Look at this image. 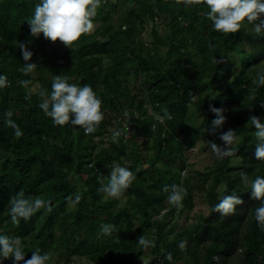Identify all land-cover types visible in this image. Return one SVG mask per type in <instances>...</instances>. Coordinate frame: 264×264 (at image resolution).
Wrapping results in <instances>:
<instances>
[{
	"label": "trees",
	"instance_id": "16d2710c",
	"mask_svg": "<svg viewBox=\"0 0 264 264\" xmlns=\"http://www.w3.org/2000/svg\"><path fill=\"white\" fill-rule=\"evenodd\" d=\"M39 2L0 0V75L8 79L0 88V234L19 237L25 259L36 248L48 253V264H264V231L255 219L264 201L252 199L241 180L242 173L264 177V160L254 156L260 141L248 122L257 116L264 123V86L255 82L264 72V34L247 23L234 35L217 32L203 4L100 0L94 31L68 48L30 35L27 20ZM19 43L37 64L28 75L19 71ZM55 75L90 85L102 100L104 120L93 133L54 126L38 107ZM21 80L32 83L25 88ZM210 107L226 116L215 134ZM8 111L19 138L5 122ZM111 128L122 133L115 140ZM228 129L236 131L235 155L218 159L211 150L210 163L195 168L187 152L223 145L219 136ZM117 164L136 176L121 196L125 205L99 191L98 177ZM174 184L187 191L180 208L167 200ZM20 191L50 200L51 211L13 223L9 200ZM196 195L207 214L178 227ZM225 195L243 203L228 216L210 211ZM102 224L114 226L111 234ZM141 235L154 247L141 246Z\"/></svg>",
	"mask_w": 264,
	"mask_h": 264
},
{
	"label": "clouds",
	"instance_id": "9594fccd",
	"mask_svg": "<svg viewBox=\"0 0 264 264\" xmlns=\"http://www.w3.org/2000/svg\"><path fill=\"white\" fill-rule=\"evenodd\" d=\"M185 6L203 4L207 7V19L212 23L215 31L224 35L236 34L245 23L253 25V31L257 35L264 34V0H178ZM100 7V0H40L34 7L33 15L27 20L30 35L43 37L50 42L59 41L65 47L71 48L74 42H78L84 34H91L95 29V17L97 9ZM22 58L25 64L19 69L24 75L33 72L37 67L35 63H28L32 57V52L28 50L24 43H19ZM219 63V61H217ZM258 85L264 86V72L259 73L255 81ZM22 87L27 88L32 82L30 80L19 81ZM8 85L5 75H0V88ZM41 102L38 107L43 113L50 117L54 126L73 125L83 129L85 134L93 133L104 120L102 111V100L90 85L79 86L68 82V77L55 75L51 83V92L44 90L39 92ZM29 98L26 96V99ZM264 108V103L260 105ZM168 115L167 109L164 110ZM210 111L215 114V119L211 122L210 134H215L226 122L224 109L210 107ZM6 124L14 130L15 138L23 135L20 127L11 119L12 113L5 112ZM248 122L255 128L257 143L254 156L257 160H264V123H261L257 116H249ZM122 133L116 131L114 140ZM219 139L223 145L209 142L213 154L218 159L235 155L232 147L237 140L236 131L228 129L221 132ZM136 179L135 173L127 167L115 165L107 177L103 174L98 177L101 184L99 191L109 198H120L124 192L132 185ZM105 180L107 181L105 183ZM241 180L246 187L251 189V198L264 201V177L257 176L249 180L246 174H241ZM170 194L167 197L168 203L177 208L182 207V201L187 194L185 188L179 185H171ZM164 191H169L165 186ZM80 199L76 196V200ZM9 214L13 223L18 224L21 219L28 220L37 211L46 208L51 211V201L40 197H25L23 191L10 197ZM243 201L236 195H225L218 204L210 211L220 213L222 216L234 214L236 206ZM255 219L261 231H264V202L255 209ZM114 226L102 224L101 231L105 235L111 234ZM138 243L144 248L154 247L152 240L141 235ZM186 241H181L179 248L186 247ZM12 259L13 264H48L50 255L41 254V250L36 248L31 252V257L25 259V252L22 241L19 237H10L0 234V261ZM166 259L171 260V253Z\"/></svg>",
	"mask_w": 264,
	"mask_h": 264
},
{
	"label": "rangeland",
	"instance_id": "374dc122",
	"mask_svg": "<svg viewBox=\"0 0 264 264\" xmlns=\"http://www.w3.org/2000/svg\"><path fill=\"white\" fill-rule=\"evenodd\" d=\"M114 1V0H113ZM97 23H95V26ZM247 26L251 29H253V25L247 24ZM107 63V61H106ZM260 68H264V60L260 62ZM115 133V129L111 128L110 133L112 136ZM188 160L191 161L194 164L195 168L203 169L206 165H208L211 161V147L208 145H205L204 148L197 151L196 148H193L187 152ZM202 195H196L194 199V207L190 211H185L182 216L178 220V227H181L185 225L186 223H190L191 221H194L192 217L194 215L198 214H204L206 215L208 212V206L207 204L202 200ZM121 202L119 204L125 205L123 198H119ZM125 208V206H124ZM86 262L83 260L75 259L72 264H85Z\"/></svg>",
	"mask_w": 264,
	"mask_h": 264
}]
</instances>
